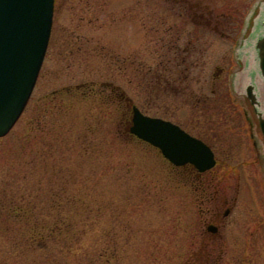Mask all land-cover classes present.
Returning <instances> with one entry per match:
<instances>
[{"label": "rangeland", "instance_id": "374dc122", "mask_svg": "<svg viewBox=\"0 0 264 264\" xmlns=\"http://www.w3.org/2000/svg\"><path fill=\"white\" fill-rule=\"evenodd\" d=\"M54 1L35 86L0 137V193H22L36 211L12 221L0 214V264L190 263L215 203L220 213L231 206L214 222L225 237L219 264H264V140L241 111L242 95L232 92L239 112L210 98L214 67L228 56L227 85L247 67L232 80L238 91L258 67L264 0ZM107 85L212 145L218 170L200 189L216 202L200 201L156 148L130 138L129 107ZM257 133L259 153L248 137Z\"/></svg>", "mask_w": 264, "mask_h": 264}, {"label": "water", "instance_id": "95a60500", "mask_svg": "<svg viewBox=\"0 0 264 264\" xmlns=\"http://www.w3.org/2000/svg\"><path fill=\"white\" fill-rule=\"evenodd\" d=\"M53 6L54 0H0V137L13 127L30 98L47 49ZM256 48L264 80V36ZM246 94L253 103L250 87ZM259 123L264 135V118ZM128 131L176 166L190 163L202 172L215 164L213 151L202 140L177 124L142 113L134 104Z\"/></svg>", "mask_w": 264, "mask_h": 264}, {"label": "flooded vegetation", "instance_id": "af4514ba", "mask_svg": "<svg viewBox=\"0 0 264 264\" xmlns=\"http://www.w3.org/2000/svg\"><path fill=\"white\" fill-rule=\"evenodd\" d=\"M245 24H246V22L244 23V25ZM259 36L260 37L264 36V32L262 34H260ZM238 43H240V42L238 41ZM254 50L257 51L255 45H254L253 51ZM247 55H248V50H246L245 55H244L245 61L246 60L248 61ZM227 58L228 59L226 60L225 65H223V66H221V64H217V62H216L215 64H217V65H216V67H214L216 71L212 72L213 78H212L211 83H210V85H211V88H210L211 97L210 98L213 101V104H214L213 106L219 107V105H221L222 102L225 103L224 101H226V102H229L230 104H232V106H234L235 108H237V112H239V108L236 107V104L239 105V100L237 99L234 102L232 92L236 94V98L238 97V94L242 95L244 100H246L249 108L248 109H241V111H242L244 116L247 115L246 121H249L250 125H255L256 129L260 130L261 138L264 140V135L262 134L261 126L259 123V118L260 117L264 118V99H262L260 93L257 92L255 83L251 79L252 76L259 73V68L256 67L254 69V71L252 73H249V74H248V72H246V74H247L246 82H244L242 84V86L240 85V88L238 91V90H236L235 86L232 84L233 83L232 80L234 81L235 77L237 76V74L239 72L238 71L239 69L241 71H244L247 67L243 66V67H239V68L235 69L232 72V79L230 81V85H227L225 75H226V72L228 71L227 70L228 66H230L233 62V61H231L230 56H228ZM177 72H179V74H180V73H184L185 70L183 71L182 69L178 68ZM222 79H223L224 83L222 82ZM223 84H224V91H222V93H220L218 90V87L219 86L223 87ZM154 85H155V83L153 82V87H154ZM165 85H166V82H165ZM217 85H219V86H217ZM249 87H250L252 94L255 96V101L253 103L250 101V99L248 98V96L246 94V89ZM165 88L168 89L167 87H165ZM206 99L207 98H203L204 101H206ZM218 110H219V108H218ZM219 112L220 113L225 112V118H227V117L231 118L232 115H235L232 108H230V109L229 108L228 109L223 108V109H220ZM165 117L167 119L172 120V118H169V116H165ZM219 120H221V118H219ZM225 120H227V119H225ZM173 122L177 123L182 128L187 130L185 128V126H182V124H180L179 122H177L175 120ZM187 131L193 135H196L189 130H187ZM248 137L251 139L254 149H256L254 151H256V153H259V149H258L259 144H257L258 143L257 138H259L258 133L254 139H253V137H254L253 134H248ZM210 146L213 149L214 156L216 159V163L211 169L206 170L204 172H198L190 164H185L184 166L181 167V168H186L189 172H192L194 174V178H193L194 182H192L191 185L195 186L194 188L196 189V191H197V189H199V192H201V195L203 197H205V198H200L199 199L200 201H204V199L210 198V194L208 193V195L206 196L204 194L205 192H202L200 188L204 185L206 187H209L210 183L214 181L216 172L218 170L217 165L220 162L219 158L215 154L214 148L212 147V145H210ZM206 200L210 201V202H216V197L212 196L211 199H209V200L206 199ZM225 204H227V202H225V200H224V202H222L221 205L226 206ZM234 205H235V202H234ZM209 210H211V212H210L211 215H210V218L207 221H205V223H207V222L208 223L206 224L203 235L198 239V245L195 246L194 259L190 263L188 262L185 264H219L220 263V259H221L222 253H223V244L225 243L224 242L225 237H224L223 233L220 231L219 227L214 224V222H218V219L221 220L224 217H226L229 214V212L231 211V206L226 207L224 209V211H222L220 213V211H221L220 206L216 205V203H215L214 207H212ZM208 225H211L212 227H210L208 229L207 228ZM246 248L249 249L248 246ZM261 249L264 251V247H261ZM242 264H251V263L246 261V262H243Z\"/></svg>", "mask_w": 264, "mask_h": 264}, {"label": "trees", "instance_id": "16d2710c", "mask_svg": "<svg viewBox=\"0 0 264 264\" xmlns=\"http://www.w3.org/2000/svg\"><path fill=\"white\" fill-rule=\"evenodd\" d=\"M107 86H109L110 91H111V99L112 98L114 100L116 99L119 102L124 101L126 104V107H129L130 102H131V98H129L127 95H125V93L123 92V90L120 87H117L116 85H107ZM100 93H102V92H100ZM109 99H110V97H109ZM128 123H129V121H127V125H128ZM128 135L130 136V138H133V139H136L137 141H139L137 138L133 137L129 133H128ZM173 169H176V173L178 174L177 176H179L181 178V180L183 179L182 182L186 181L190 185L192 182H194V179H193L194 174L192 172H189L187 170L189 174H187V172L181 173L180 169L182 170V168H179V167H175V168L173 167ZM192 186H194V185H192ZM62 190H64V189H62ZM23 196L24 195L22 193L18 194L16 191L2 190L0 193V214L11 219V221H12V220H17L18 219L17 217L21 218V216H26V217L28 216L29 217L31 214L36 212L34 210L33 206L27 207L24 204H22V202L20 200L23 199ZM22 201H24V200H22ZM58 206H59V204H58ZM59 209H61V208H59ZM60 211L61 210H59V212ZM25 213H27V214L25 215ZM20 214H22V215H20ZM65 221H67V220L64 218H60V219L55 220L54 223H55V226L57 228V231L61 230V229H59L60 223L64 224V223H66ZM41 237L46 240L48 236H41ZM31 238L36 239V236L33 235V236H31Z\"/></svg>", "mask_w": 264, "mask_h": 264}]
</instances>
